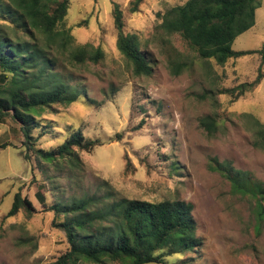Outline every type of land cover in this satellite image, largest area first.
Listing matches in <instances>:
<instances>
[{"label":"rangeland","instance_id":"rangeland-1","mask_svg":"<svg viewBox=\"0 0 264 264\" xmlns=\"http://www.w3.org/2000/svg\"><path fill=\"white\" fill-rule=\"evenodd\" d=\"M130 1L70 0L64 24L71 28L74 44L101 47L104 57L97 63H71L64 57L71 82L85 94L73 104L44 109L33 132L45 148L60 144L74 130L99 138L102 144L79 150L80 168L41 165L33 154L26 159L20 124L11 117L0 122V143H9L0 149V264H57L69 243L57 225L61 217L50 206L108 191L118 197L193 203L202 243L194 252L168 257L166 264H264V219L256 198L235 191L224 173L213 168L215 159L228 162L264 187V147L251 117L264 123V77L238 99L221 92L253 80L261 55L225 64L201 58L179 34L158 27L160 12L187 0H144L136 12L130 11ZM115 3L123 11L124 30L139 35L153 62L149 75L136 74L117 47ZM232 47H264V0L254 26ZM171 54L188 62L179 74L171 71ZM205 116L216 120L215 130L201 124ZM18 191L33 209L23 207L7 217Z\"/></svg>","mask_w":264,"mask_h":264},{"label":"trees","instance_id":"trees-1","mask_svg":"<svg viewBox=\"0 0 264 264\" xmlns=\"http://www.w3.org/2000/svg\"><path fill=\"white\" fill-rule=\"evenodd\" d=\"M143 1L131 0L130 11H138ZM69 4L70 0H0V122L11 117L20 124L26 159L33 154L41 165L63 168L68 164L78 169L82 164L79 150H92L102 144L99 138H86L81 130H74L60 144L45 148L38 144L33 132L41 125L37 117L44 109L73 104L85 94L71 82L64 57L71 63H97L104 57L101 47L74 44L71 28L64 24ZM261 4L262 0H187L160 12L158 27L168 34H179L201 58L218 64L259 53L261 60L253 80L221 90L235 100L253 91L264 77V47H232L240 34L254 26ZM113 16L118 49L132 63L136 74H151L153 62L139 35L124 30L123 11L117 3ZM169 65L174 74H179L188 62L174 59L171 54ZM251 117L260 134V146L264 147V123ZM201 124L209 131L217 127L211 116L203 117ZM7 145L8 142L0 143V149ZM213 168L224 173L235 191L251 193L264 219V187L249 172L228 162L215 159ZM23 207L30 210L33 204L18 191L6 216L16 215ZM50 209L61 217L57 225L63 228L69 243L57 264H166L168 257L194 252L202 243L196 232L194 205L185 200L148 201L118 197L108 191L59 200Z\"/></svg>","mask_w":264,"mask_h":264}]
</instances>
